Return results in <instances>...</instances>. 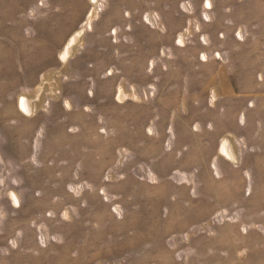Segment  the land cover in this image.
Returning a JSON list of instances; mask_svg holds the SVG:
<instances>
[{
    "label": "rangeland",
    "instance_id": "374dc122",
    "mask_svg": "<svg viewBox=\"0 0 264 264\" xmlns=\"http://www.w3.org/2000/svg\"><path fill=\"white\" fill-rule=\"evenodd\" d=\"M0 264H264V0H0Z\"/></svg>",
    "mask_w": 264,
    "mask_h": 264
}]
</instances>
